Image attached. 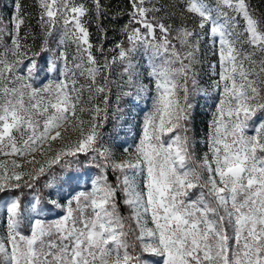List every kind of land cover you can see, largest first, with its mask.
<instances>
[{"label":"snow or ice","instance_id":"snow-or-ice-1","mask_svg":"<svg viewBox=\"0 0 264 264\" xmlns=\"http://www.w3.org/2000/svg\"><path fill=\"white\" fill-rule=\"evenodd\" d=\"M11 7L0 264H264V13L251 0H127L111 17L127 16L123 39L106 49L89 31L106 35L103 0H33L37 50L33 13ZM202 45L216 96L197 155ZM114 87L117 101H151L122 150L102 131ZM57 166L77 171L57 181Z\"/></svg>","mask_w":264,"mask_h":264},{"label":"rangeland","instance_id":"rangeland-1","mask_svg":"<svg viewBox=\"0 0 264 264\" xmlns=\"http://www.w3.org/2000/svg\"><path fill=\"white\" fill-rule=\"evenodd\" d=\"M33 0H23L25 4V11L33 13V18L31 23L36 34L39 33V29L36 27V20L34 18L35 9L31 7ZM103 3L109 9L108 18L103 20L104 27L107 29L106 34L108 35V41L105 44V48H111L113 45L122 40L123 36L121 35V26L126 22L127 16H124L118 21H113L111 19L118 11L126 10L127 0H103ZM251 3L259 13H264V0H251ZM12 12L11 0H0V15H3L5 23L8 21V17ZM90 33H92L90 39L94 44H98V32L96 29V24L93 22L89 27ZM40 45V41L37 42L36 46ZM72 49H69L71 53ZM201 58L202 61L197 65L196 71L198 73V80L200 87L205 92H198L193 98V110L191 118V135L193 137V142L195 144V150L197 155H202L207 151L206 145V135H207V125L208 121L211 118V113L214 110L212 107L214 105L216 94L211 91L210 85L213 79H216L215 76H211V71L209 65L216 62L217 57L211 54V51L207 48L206 45H202L201 48ZM43 66V59L40 61ZM117 72L119 69L116 70ZM118 94V89L113 88V93L111 96V108L109 119L103 128L105 139L112 143L117 150H122V145L127 147L133 143V138H139L141 123L144 118V114L151 107V101L148 100L140 101L137 104L135 101L130 98L125 97L124 99L117 101L116 96ZM211 96V98H210ZM119 107L121 111L116 112L115 118L112 116V111ZM127 142V143H125ZM84 169H80L83 171ZM77 171L76 168L71 169H60L57 166L54 170V178L59 181L66 176ZM127 214L126 210H124Z\"/></svg>","mask_w":264,"mask_h":264},{"label":"trees","instance_id":"trees-1","mask_svg":"<svg viewBox=\"0 0 264 264\" xmlns=\"http://www.w3.org/2000/svg\"><path fill=\"white\" fill-rule=\"evenodd\" d=\"M103 25H104V24H103ZM36 35H37V37H38V38H37V42H38V41H40V39H39L40 33H37ZM97 37H98V39H97V40H98V41H97L98 44L101 43V42H103V45H104V47H105V44H106V42L108 41V35H107V34H106V35H102V34L99 33ZM37 50H39V46H37Z\"/></svg>","mask_w":264,"mask_h":264}]
</instances>
